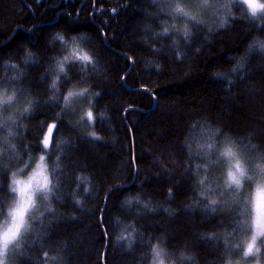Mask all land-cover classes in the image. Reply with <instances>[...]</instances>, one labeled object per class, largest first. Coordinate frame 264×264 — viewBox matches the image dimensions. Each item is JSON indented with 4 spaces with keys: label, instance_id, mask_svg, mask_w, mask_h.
I'll return each instance as SVG.
<instances>
[{
    "label": "trees",
    "instance_id": "obj_1",
    "mask_svg": "<svg viewBox=\"0 0 264 264\" xmlns=\"http://www.w3.org/2000/svg\"><path fill=\"white\" fill-rule=\"evenodd\" d=\"M166 3L0 0V79L20 71L22 94L36 100L23 118L26 127L17 125L18 149L28 155L41 151L46 123L54 122V147L45 151L53 165L61 166L55 171L60 185L55 211L49 213L41 204L45 215L34 222L21 249L9 255L10 264H37L46 249L59 251L65 264H147L146 241L161 237H167L170 249L196 251L199 264H221L225 256L235 255L231 240L246 231L243 196L233 197L229 190L218 197L223 204L205 208L204 202L195 203L188 146L204 128L219 126L221 135L238 139L247 161H264V53H248L237 67L254 35L264 42V29L238 12L224 29L201 27L191 45L173 44L170 37L154 35ZM57 30L82 34L79 39L92 53L96 69L70 63L59 92L48 88L53 57L62 51L60 45L48 44ZM25 47L36 53L27 61L21 59ZM5 60L20 68L5 65ZM217 71L223 75L213 76ZM71 82L100 92L93 104L104 117L98 115L94 126L80 119L89 96L63 112L61 101L51 98L62 97ZM93 128L100 140L88 136ZM61 140L65 143L57 149ZM17 162L12 151L0 159V205L9 198L4 166ZM217 171L211 168L210 175ZM79 173L90 177V192L77 181ZM74 195L83 198L81 205ZM129 195L138 200L125 203L123 197ZM133 227L135 242L129 249L115 237ZM209 232L215 234L211 239Z\"/></svg>",
    "mask_w": 264,
    "mask_h": 264
},
{
    "label": "clouds",
    "instance_id": "obj_2",
    "mask_svg": "<svg viewBox=\"0 0 264 264\" xmlns=\"http://www.w3.org/2000/svg\"><path fill=\"white\" fill-rule=\"evenodd\" d=\"M244 8V14L249 23L254 26L264 25V0H168L160 8L162 17L157 18L158 27L154 35L170 37L173 44L191 45L198 28H205L208 32H215L226 28L230 24L231 13H238ZM231 9V12H230ZM256 9V11H253ZM82 34L73 33L70 36L63 30L54 31L48 38L50 47L60 45L62 51L53 57L52 71L48 88L56 90L60 87L61 75L67 72V66L72 62L87 63L85 55L94 57L87 47L80 41ZM259 39L260 35H254L251 40ZM36 53L25 47L22 60L34 57ZM177 58L182 59V53H177ZM5 65L13 64L17 69L19 63L5 60ZM219 71L213 76H218ZM21 80V72L8 73L0 79V159L5 151L16 152L18 162L4 166L7 183L6 190L9 198L0 208V264H10L9 255L13 247L19 250L33 230L36 220L45 215L41 204L46 205L47 212L55 211L53 199L56 190L60 187L56 180V174L52 169L51 158L46 151H38L32 155L21 152L17 146V125L26 127L24 117L32 112L36 100L31 94H22L18 81ZM89 86L71 82L63 90L61 97L62 106H66L64 96L72 101L77 96H89ZM52 98V97H51ZM94 96L89 100L94 103ZM71 106V105H69ZM88 107V106H87ZM84 108V110L87 109ZM94 113L96 112L93 109ZM96 134L100 136L97 132ZM102 138V137H101ZM42 147V146H41ZM191 164V187L198 200L195 203L204 202L205 208L218 205V197L228 193L235 197L242 195L241 203L251 208L257 200V189H264V161H256L251 167L245 158L238 139L230 133H223L219 126L214 130L204 128L198 138L188 146ZM44 159L41 160V156ZM3 166V165H0ZM61 167V166H60ZM60 167H57L59 169ZM216 167L215 177L210 175V169ZM80 183H85L83 191L90 192L86 182L90 177L79 173L76 177ZM171 198L172 190H168ZM126 200L137 197H123ZM77 206L83 203L81 196H73ZM260 202L264 204V192L260 193ZM142 204L143 201H140ZM40 209V211H37ZM246 231L239 236L233 237L230 247L235 250V255L225 256L223 264H264V232L254 230L251 227V219L244 221ZM209 237L215 234L207 233ZM116 241H126L130 249L135 242V231L121 230L115 237ZM147 264H199L198 254L194 250H188L182 246L177 250L170 249L167 237L152 239L146 251ZM37 264H65L59 251L46 249L40 251Z\"/></svg>",
    "mask_w": 264,
    "mask_h": 264
},
{
    "label": "snow or ice",
    "instance_id": "obj_3",
    "mask_svg": "<svg viewBox=\"0 0 264 264\" xmlns=\"http://www.w3.org/2000/svg\"><path fill=\"white\" fill-rule=\"evenodd\" d=\"M154 2H156V0H154ZM167 2H168V0H167ZM237 3H240V0H237ZM253 11H256V9H253ZM230 12H231V9H230ZM239 13H240V15L243 18L248 19V17L245 16V14H244V8L243 7L240 8ZM235 14L236 13H231L232 16H234ZM261 27H264V25H262ZM81 39H82V37H81ZM257 44L259 45L258 49L256 48ZM254 50H258V51L264 53V42H260L258 38L254 39L253 43L251 45H249V48H248V51L246 52V54L243 57H241V60H240L239 64L237 65V67L242 66L245 63V61L247 60L248 53H250V52H252ZM31 58L32 57H28L26 59V61L28 59H31ZM84 59L88 61L87 63H84V64L85 65H92L93 66V71H95L96 69H95L94 62H92V58L91 57H87V55H85ZM82 71H84L86 73L87 72V68L82 69ZM232 71H236V69L234 68V69H232ZM217 75L218 76H222L223 73H218ZM65 78L68 79L66 73H65ZM56 91L59 92L60 89L58 88V89H56ZM88 95L89 96H94V97H99L100 96V92H91L90 93V90H89ZM76 98H82V96H77L72 101H68V97L64 96L63 100L66 102V106L63 107L61 109V111L63 112V111L72 110L71 106H69V105H72ZM52 99L53 100H57L58 103L61 101V97H57L55 95H53ZM93 109H94V104L91 102V100H89L87 109L83 110V112L81 114V117H80L81 121H85L90 126H94V124H95V122H96V120L98 118V115H99V118H103L104 117V113H99V114H97V112L94 113ZM56 129H57L56 123H54V122L53 123H46V132L42 135V137L39 140V144L42 146L41 147V151L42 152H44V150L52 149L54 147L53 133L56 131ZM87 134H88V136H90L93 139V141L101 139V137L96 134V131L94 130V128H93V130L89 131ZM62 143H65V141H62V140L59 141L58 143L55 144V147L58 149L59 148V144H62ZM253 147H255V146H253ZM43 159H44V156L42 155L41 156V160H43ZM57 161H59V156H57ZM57 167H60L59 163H56V167H54L52 169L53 173H55ZM261 192H264V189H259L258 188L257 189V200H256V202L254 203V205L251 208H249V206L245 205V211H246L247 217H250V219H251V227L254 230H259L261 232H264V204H262L260 202V199H259V196H260ZM58 198L59 197H57V199ZM137 200H138V197H137ZM125 203L130 204L131 200H127V201H125ZM223 203H224V201L222 199H220L218 201V204H223ZM146 207H149L150 211H156V209H152L149 205H146ZM216 210H217L216 208H212L213 212H215ZM2 211H3V209L0 208V213H2ZM165 211H168V210L166 209ZM49 213H52V212L49 211ZM125 227L128 228L130 226L126 225ZM244 228H245V224H244ZM133 230L136 231V229L134 227H133ZM209 238L211 239L212 237H209ZM146 243L150 244L151 243V239L147 240ZM224 243L227 244L228 241L225 240ZM16 252H17V249H15L13 247L12 253L16 254ZM221 264H223V261L221 262Z\"/></svg>",
    "mask_w": 264,
    "mask_h": 264
},
{
    "label": "rangeland",
    "instance_id": "obj_4",
    "mask_svg": "<svg viewBox=\"0 0 264 264\" xmlns=\"http://www.w3.org/2000/svg\"><path fill=\"white\" fill-rule=\"evenodd\" d=\"M85 97H82V98H76L75 99V101H74V103L72 104V105H74V104H76V103H81L82 102V100L84 99ZM84 107V108H86V106H88L87 105V103H85V104H82L81 105V107ZM246 158V157H245ZM248 163H249V166L251 167L254 163H251L250 161H248Z\"/></svg>",
    "mask_w": 264,
    "mask_h": 264
},
{
    "label": "bare ground",
    "instance_id": "obj_5",
    "mask_svg": "<svg viewBox=\"0 0 264 264\" xmlns=\"http://www.w3.org/2000/svg\"><path fill=\"white\" fill-rule=\"evenodd\" d=\"M151 4H154V0H150Z\"/></svg>",
    "mask_w": 264,
    "mask_h": 264
}]
</instances>
